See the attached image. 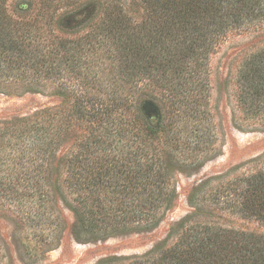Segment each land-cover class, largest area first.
<instances>
[{"label": "trees", "instance_id": "16d2710c", "mask_svg": "<svg viewBox=\"0 0 264 264\" xmlns=\"http://www.w3.org/2000/svg\"><path fill=\"white\" fill-rule=\"evenodd\" d=\"M238 35H264V0H0V95L56 102L0 116V219L33 228L24 264L59 246L58 205L80 244L162 222L178 176L221 154L209 63ZM234 87L232 125L253 130L264 123V41ZM232 172L198 178L190 212L159 245L93 264H264V233L230 225L264 227V157Z\"/></svg>", "mask_w": 264, "mask_h": 264}, {"label": "rangeland", "instance_id": "374dc122", "mask_svg": "<svg viewBox=\"0 0 264 264\" xmlns=\"http://www.w3.org/2000/svg\"><path fill=\"white\" fill-rule=\"evenodd\" d=\"M264 41V35L253 38L251 35H238L227 38L210 58V106L217 122L221 142V154L205 166L197 174L186 177L178 176V198L173 209L166 214L162 222L153 230L128 233L111 237L105 241L80 244L70 236V227L74 216L62 205H58L61 220V242L59 246L49 250L43 249L39 255L25 257L30 264H93L98 259L110 255H137L159 245L169 228L178 223L190 208L186 201L189 187L202 176L218 174L233 176L232 169L256 158L264 157V123L254 126L253 130H238L232 125V115L236 110L235 78L236 70L243 55L253 46ZM55 100L41 95L24 94L0 95V116L25 114L44 106L55 104ZM239 114H237L238 116ZM242 166L241 170L248 169ZM240 170V169H239ZM240 170V171H241ZM233 228L248 232L264 233V227L253 222L232 219ZM12 223L8 219H0V247L10 264H24L21 260V243L35 247L32 237L33 228ZM31 254V253H30ZM24 260V261H25ZM26 261V262H27Z\"/></svg>", "mask_w": 264, "mask_h": 264}]
</instances>
